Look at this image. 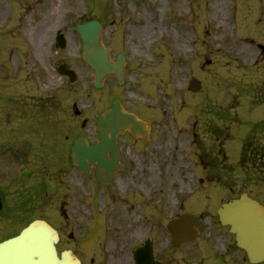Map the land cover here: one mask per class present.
Listing matches in <instances>:
<instances>
[{
  "label": "rangeland",
  "instance_id": "374dc122",
  "mask_svg": "<svg viewBox=\"0 0 264 264\" xmlns=\"http://www.w3.org/2000/svg\"><path fill=\"white\" fill-rule=\"evenodd\" d=\"M59 1L53 0L52 7ZM79 7L81 9L82 5ZM87 7L90 17L104 22L112 18H122L126 22L128 17H134L129 37H126L128 43L124 47L131 75L128 88L136 107H140L137 102H142L150 108L148 114L144 112V117L152 122L151 141L148 145L132 146L129 137H121L125 166L114 178L117 180L112 188L98 192L96 184L89 179L83 180L86 178L70 167L67 161L71 141L80 133L92 139V126L79 132L73 127L71 131H66V126L58 118L56 122L48 123L44 114L36 111L42 109L25 104L20 108V113H24L23 119L17 120L12 113V124L8 128L3 127L1 116L4 115L5 104L13 101L10 96L15 97L19 92L20 97L29 100L31 95L43 94L35 86L36 83L31 85L29 80L34 79V57L28 55L23 60L28 63L24 66L25 79L17 81L16 93L11 88L9 93L0 88V179H56L49 185V189L55 191L52 199L42 201L37 198L24 202L22 215L18 218L21 217L22 222L45 218L64 234L72 233L73 242H64L62 248L73 246L83 264H90L93 258L100 263L103 253L101 264H121L117 261L119 258L122 261L127 259V264H131V250L146 239L151 240L158 257L163 255L169 238L165 226L177 213L179 195L186 191V181L204 176L205 170L200 168L201 160L205 155L212 156L210 150L216 147L215 143H221L226 155L232 159L227 161L232 166L231 179L238 183L244 180L239 163L241 140L256 123L264 121V107L253 108L251 102L257 98L263 80V65L258 60L256 44L264 41V2L87 0ZM116 33L114 30L108 36L118 38ZM115 42L116 39L114 45ZM8 44L5 48H10ZM19 58L18 52H3L0 55V71L12 72ZM37 59L42 57L38 55ZM207 61H210L209 65ZM191 76L201 82L199 92L194 94L186 90ZM87 79L88 76L82 73L81 79L72 87L84 89L82 84L87 83ZM39 86L43 88L40 82ZM56 94L57 107L63 108L65 98ZM90 94L96 98L95 93ZM16 109L7 107L9 112ZM88 114L94 115V110H88ZM228 119L232 120L230 134L227 132L226 140L216 141L214 133L223 136L219 132L224 131ZM193 122L195 126L191 128ZM17 124L23 125L25 132L36 131L38 135L34 144H38L37 149L51 155L46 157L48 162L51 159L56 162L43 167L39 164L42 158H33L35 166H20L15 159L8 158L10 156L3 149L6 148L5 140H12L11 130ZM191 129L197 137H192ZM254 130L256 135H260L258 138L264 140V127L255 126ZM30 138L24 135L25 142H30ZM62 170L66 171L63 179L71 181L68 193L58 186V174ZM221 179H225L224 175ZM250 186L255 188L253 192L264 203V178L254 180ZM64 202L69 221L67 226L59 214L60 205ZM32 204L34 210L27 211ZM111 208L116 211L117 220L113 213L106 215ZM130 212L131 217H128ZM11 219L14 223L5 226L0 218V238L21 227L14 216ZM162 219L164 234L161 231ZM107 239L110 240L109 250L103 248L102 252L101 243ZM96 260L93 264H98Z\"/></svg>",
  "mask_w": 264,
  "mask_h": 264
},
{
  "label": "flooded vegetation",
  "instance_id": "af4514ba",
  "mask_svg": "<svg viewBox=\"0 0 264 264\" xmlns=\"http://www.w3.org/2000/svg\"><path fill=\"white\" fill-rule=\"evenodd\" d=\"M69 1L60 0L58 7L56 5L52 7L53 0H1L2 14L7 30L10 32L12 29L13 31L16 25L18 36L28 40L30 46L37 47L38 53L32 50L31 52L34 56L38 57L39 55L42 57L41 67L43 69L51 67L55 71L63 65V63H58L57 59H54L52 62L50 60L52 55L63 53V51H58L55 45V39L58 35H61L66 41L77 38L74 31V25L76 23L75 17H62L66 12L79 13L81 11L78 5L72 8L69 5ZM56 14H58V17H55ZM76 18L88 20L86 16ZM112 27L117 28L116 22L106 26V29ZM67 54H71V52H67ZM115 59L116 56L114 57ZM262 61H264V57H262ZM67 63L69 68H80L81 70L76 71L83 73L82 70H84V67L80 60L67 59ZM126 75L123 85L119 88L116 87L117 81H113L115 83L113 92L116 98L108 106L118 100L127 111L140 114L138 111L139 107L135 106L134 101H131L132 99L129 95L131 91L128 88V83L131 75ZM46 82L48 83V87H50L51 81L47 79ZM109 97L110 91L107 90V86L104 84L98 96L100 106H105L104 108L108 107L106 105L108 104ZM52 98L53 96H48V99ZM140 119H145V117H140ZM126 135L128 136V134ZM139 142H141L140 139L136 140V143ZM216 158L217 165L213 174L207 176V179H196L198 186L194 187V192L198 196L190 201V206L185 211L196 215L195 228L198 233L197 239L190 244L181 246L176 250V255L166 254L160 259L155 258L160 264H249L246 254L235 248L233 238L228 233V229L222 227L215 219V205L218 202L219 204L223 202L221 194L223 190L221 189H226L224 184L232 183V180L224 179L222 181V179L217 178L218 174L224 173L226 175L230 173V169L226 165V157L224 154L219 151ZM242 161L247 178L243 181L242 188L248 189L249 179H253L254 176H259L260 172L263 173L264 171V150H261L255 141L247 142L243 147ZM228 188L229 193L232 194L233 187L229 186ZM235 188L237 189V187ZM0 196H2L1 192ZM4 204V199H0V212L7 211L11 213L15 211L11 207H4Z\"/></svg>",
  "mask_w": 264,
  "mask_h": 264
},
{
  "label": "water",
  "instance_id": "95a60500",
  "mask_svg": "<svg viewBox=\"0 0 264 264\" xmlns=\"http://www.w3.org/2000/svg\"><path fill=\"white\" fill-rule=\"evenodd\" d=\"M78 33L84 44V60L101 81L114 74L120 76L121 71L108 60V55L100 44V26L96 22L79 25ZM100 143L88 146L82 139L74 142L71 148L72 163L81 171L88 173L91 165L96 163V179L107 182L118 169L107 161L106 151H112L113 162H116L115 138L124 128H128L136 136L140 126L129 115L112 107L98 120ZM222 224H229L236 235L237 245L245 249L251 261L264 260V209L256 202L242 196L224 206L220 212ZM178 224L172 232L176 233ZM191 236L193 235L190 234ZM56 234L45 223L36 221L21 234L0 244V264H78L69 253L58 258L55 251ZM149 246L136 253L138 264H146L149 257Z\"/></svg>",
  "mask_w": 264,
  "mask_h": 264
},
{
  "label": "bare ground",
  "instance_id": "6f19581e",
  "mask_svg": "<svg viewBox=\"0 0 264 264\" xmlns=\"http://www.w3.org/2000/svg\"><path fill=\"white\" fill-rule=\"evenodd\" d=\"M185 42H186V40H185ZM184 45H185V43H184ZM131 214H132V212L129 213V216L128 217H131ZM104 245H105V248L108 249L110 247V241L105 242ZM117 261L121 262V264H125L124 263V260L122 261L120 258L117 259Z\"/></svg>",
  "mask_w": 264,
  "mask_h": 264
}]
</instances>
